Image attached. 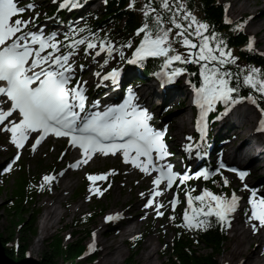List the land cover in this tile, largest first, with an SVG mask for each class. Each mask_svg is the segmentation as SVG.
Here are the masks:
<instances>
[{
  "label": "snow or ice",
  "instance_id": "6c2138e0",
  "mask_svg": "<svg viewBox=\"0 0 264 264\" xmlns=\"http://www.w3.org/2000/svg\"><path fill=\"white\" fill-rule=\"evenodd\" d=\"M157 2L159 8L153 7ZM76 6H78L76 0H62L59 4L60 8ZM34 7V4L27 5V8L19 7L18 0H0V97H7V100L11 101V107L7 111L0 108V124H4L14 112L18 117L17 120L9 121L11 126L4 124L0 131L11 133V142L17 149H22L34 133L37 137L31 145L33 150L50 133L57 137H69L70 144L78 146L83 151L85 158L82 162L85 164L96 152L104 155L122 152L126 163L131 162L146 174H150L151 171L159 173L153 180L157 188L162 181H166L167 188L171 189L177 178L181 184L191 179V176L174 172L171 164L156 162L157 159L162 161L169 155L162 139L163 133L154 131L150 127L148 124L150 117L146 110L138 111L136 106L131 105V89H129V100L124 105L108 108L104 112H86L85 88L80 81L73 84V75H71L73 68L69 63L71 51L67 54L53 55L52 51L46 50L59 52V42L55 39V33L45 36L43 33L31 30L22 31L27 29L31 21L21 18L13 20V17ZM141 11L144 22L137 29L136 34L139 36L143 33V36L129 63H141L148 58H163L164 67L172 65L173 62L198 64L202 84L196 89L194 103L201 109L205 106L211 109L218 101L226 104L237 103V97L233 93L238 94L242 86L249 87L260 96L255 97L250 94L247 97H239L240 100L246 99L255 105L258 99H264V72L261 69L251 67L246 74H243L242 84L240 81L243 69H241V73H237L234 77L235 86H230L229 81L233 79V74L227 70L221 71V68L229 63L235 64L237 58L232 55L231 50L226 51L227 45L223 39L214 31L210 32L211 26L208 23L199 20L188 9L186 0H146ZM225 22L230 21L226 19ZM84 43L85 39L73 40L69 48ZM175 44L185 47L188 54L177 51ZM37 45L38 47H35ZM95 47L96 44L93 42L87 43V49ZM105 47V43L101 42L100 50L104 51ZM127 47H132V44L129 43ZM248 47L251 50V43ZM107 50L111 54L112 49L108 47ZM183 71L182 68H175L169 74V80L179 76ZM118 76L119 71L113 69L103 79H111L116 83ZM129 106L131 111L126 110ZM257 130L264 131V119H261ZM130 153H135L131 160ZM140 157H144L145 160L139 161ZM19 158L17 154L13 163ZM80 162L70 167H76ZM11 167L10 163L4 171H9ZM220 167L224 165L221 164ZM231 171L238 170L231 169ZM246 174L244 171L238 172L241 181ZM208 175L207 170L196 173L197 178L207 179ZM102 178L89 176L93 181ZM53 179L54 177L50 175L43 177L45 182ZM225 184H227L226 180ZM244 188L248 189V185L245 184ZM192 191L194 190L185 193L187 208L183 214L184 223L181 225L188 229L211 226L207 217L212 216L221 222H226L229 215L237 210L241 199L235 192L228 198L207 189L196 196L192 195ZM159 194H161L159 191L151 193L152 196ZM194 201H198L200 207H194ZM170 203L175 210L178 199L173 198ZM248 204L251 205V219L259 222V225L254 224L253 228L264 226V195L257 198V191L252 189ZM152 205L153 200L148 199L145 207ZM160 207L162 205L156 206L158 216L163 215V212L159 211ZM115 218L119 217L109 216L106 219Z\"/></svg>",
  "mask_w": 264,
  "mask_h": 264
},
{
  "label": "rangeland",
  "instance_id": "374dc122",
  "mask_svg": "<svg viewBox=\"0 0 264 264\" xmlns=\"http://www.w3.org/2000/svg\"><path fill=\"white\" fill-rule=\"evenodd\" d=\"M40 1H42V0H40ZM219 1L223 6L228 7V9L225 10L226 11V18L228 21L234 22V21H237L239 19L246 21L243 32L249 37V39H251L252 42H254L253 46H254V48H256L257 52L264 55V50L262 48L263 47L262 44H264V41L262 43H260L259 45H256V43H257L256 39H258V38H255L252 35V33L255 32L256 30H258L259 28H257V27L253 28V26L249 27V24H250L249 21L251 20L250 19L251 12L255 10V12L260 11V13H264V7L259 6L260 4H256L257 2H255L254 0H237V1H239V4L235 7V11H233L231 5L235 0H219ZM243 1L249 2V4L251 5V10L241 13L240 11H241ZM42 4L44 6H46V3L42 2ZM262 5H263V3H262ZM93 8L94 7H92L91 9H93ZM98 8H99L98 11L100 12V10L102 9V3H100ZM261 18L264 20V14H262ZM262 36L263 35L261 34L260 39H262ZM117 65H118V63L115 66H117ZM247 70H249V69H247ZM179 81L184 83L183 77H181L179 79ZM156 84H157L156 82H152V83H150V87L144 88L146 90L147 94H154L155 89L153 91L152 88L154 87L157 89ZM177 96H180V101L182 102V105H177V103H178L177 100L172 101V103H173L172 106H174V108H171L172 113H171V118H169L170 120L172 118L177 117V115H179L180 113L184 112L185 109H190L188 97L181 92H177L175 94L174 98ZM158 102L159 101L156 100V98L153 99V103H154L153 109H154L155 114H156V112H158V109H157L158 107L156 106L158 104ZM245 103L249 104L252 107L253 112L255 114H258L259 115L258 119H260V117L262 116V112L257 107V104L254 105L251 102H249L248 100L245 101ZM233 109H235V108H233ZM165 116L166 115H162V117H165ZM248 116H250V115H248ZM246 117H244V120L246 119V121H248L251 124L254 122V117L250 116L251 118L248 120ZM240 121L241 120L234 117L232 122H234V125H236V124L241 125ZM255 127H256V124H255L254 128ZM173 128L174 127L172 125V131L174 133V136L179 138V140H181L182 134H184L185 130H179V131L175 132V130ZM252 128H253V126H252ZM184 129L187 130L186 133L190 132V128L188 127V123L186 124V127ZM55 154L56 153L50 154L47 149H43L38 154V156H35L33 158L29 157V161L27 162V174H28L29 178L35 179V178H39L42 174H46L47 168L45 166H47L48 164H51L52 162H54L55 166H57V163L55 162ZM39 158L44 160L43 161L44 167L40 170L38 169V166L36 165V160ZM108 162H110V164H111L113 161L109 160ZM1 163L2 162L0 160V164ZM90 167H94L97 170H104L103 165L100 163H97V164L94 163ZM257 175L261 176L259 174H257ZM12 178H13V175L10 176L8 182L7 181L5 182L4 193L0 194V234L5 236V237L9 236L11 234L12 230L14 231L16 225L13 226V222H14V220L17 221V219L14 218V220H13L9 215L6 214V212L2 209V204H1L2 202L7 201L9 198L10 191L13 187V183H14L13 181H14L15 177L13 179ZM132 180L134 181V179H132ZM65 183L71 187V189H69V191L65 192L62 196V199H64V203L66 202L67 204L65 205V207L56 205V209H57L58 214L66 212V211H68V212L72 211V213H70L67 217H65L61 223L57 224L55 226V228L51 229L48 233H45V232L41 233L40 222L42 220L41 219L42 215L44 214V210H45L47 204L52 203L55 200V194H52L53 191H51V190L49 191L48 196L40 194V196H38L36 198L37 207L40 210L37 217L35 218L37 231H36V235L32 238V240L29 241L28 250H27L28 256L30 255L32 257V259L38 260L40 258V256L46 251L47 243L56 237H61V238H63V244L64 245L74 243V242L75 243L78 242L85 249L89 248L87 252L90 251V253H91V250H92L93 254L91 256H87V255L82 256L83 258L79 259L78 262H80L82 264H100V262H101V257H100L101 250L99 252V248H100L99 246L100 245L95 242V238H96V236H99L104 240H108L107 238H109V237L116 238L115 239L116 241L118 239H120L119 234L117 235V233H119L117 231H119L120 229L117 230V228H115V226H113V225L104 226V221L108 217L107 215L110 214L112 211H118V210L124 211V210H126L128 203H130V202L132 203L134 201V199H136L137 190H135L133 187L132 195H129L127 192L124 193V191L120 188L119 185H117V182H116V184L110 190V194L108 196L101 198L100 201H92V202L88 203L86 201L83 202V200L87 199L86 195L83 197L81 196L77 200H74L72 194L69 197L70 192H72L73 190H76L77 189L76 186L80 185V176L74 175V177L70 181L65 182ZM119 190L122 191V195L120 197H117V193L119 192ZM127 191H128V188H127ZM79 203L84 204V205H82L81 210H77L78 209L77 207L80 205ZM101 206H103L104 209H106V211L102 215H97V217L93 220V223L90 226L83 227L82 229L76 227V225H75L76 220H78L82 216L95 214V213L99 212V211H97V212L93 213L94 210L98 209ZM54 207H55V205H54ZM150 222H151L150 220H146L145 224L143 223V226L137 232H134L131 235H129V234L125 235V237L123 239V244L120 246L122 255L120 257L118 255V257H119L118 261H116L112 264H127L128 261H130V260H132L133 264H145V260H144L145 257H143V256L145 255L144 254L145 246L147 245V240L149 238L153 239L151 249L157 250V253L152 258L151 264H165L167 259L163 256L164 251L167 248L166 244H170L171 239H172V234H171V231L169 228V224L167 221H160L157 224L155 223L152 227H149ZM98 228L99 229L101 228V229L98 230ZM16 229H18V228H16ZM228 231H229V234H228L229 242L226 244L225 248L223 249L222 254L218 257V262H219V264H239L242 259H245L244 255H240L239 252H237L239 242L241 241V239L243 237V233H242L243 230H242L241 225H238L237 228L233 229L231 227L230 230H228ZM15 232L17 234L18 230H15ZM158 232H159V238H157L155 236V235H157ZM138 235L139 236L144 235L145 237H144L143 241H141L138 244V248L136 250V249H133L130 247L129 241L133 237L138 236ZM161 238H163V239H161ZM163 244H165V245H163ZM248 247L250 248L251 246L249 245ZM197 249L199 250L200 254H207L209 252L206 249H204L203 246H201ZM32 250L34 252H31ZM234 251H236L237 254L232 256V253ZM89 257H92V258L88 260ZM88 261H91V262H88Z\"/></svg>",
  "mask_w": 264,
  "mask_h": 264
},
{
  "label": "trees",
  "instance_id": "16d2710c",
  "mask_svg": "<svg viewBox=\"0 0 264 264\" xmlns=\"http://www.w3.org/2000/svg\"><path fill=\"white\" fill-rule=\"evenodd\" d=\"M106 11L95 26L114 21L116 32L121 36L129 34L142 19L141 9L146 0H106ZM188 9L201 21L208 23L211 28L227 45L226 50H232L239 61L247 68L255 67L264 72V55L247 50V36L240 31L235 24H226L224 21L223 6L219 0H186ZM132 5V6H130ZM153 7L159 8L154 3ZM175 10V9H173ZM141 13V14H140ZM143 15V14H142ZM154 15V14H153ZM171 15V13H167ZM123 28H118L121 24ZM155 67V63L149 62L144 69L148 74ZM192 69V68H190ZM239 71H235L237 73ZM197 76V74H196ZM25 180H19L17 187L11 191L9 202H2V209L14 220V231L7 237L0 234L5 252L8 257L18 261L25 257L29 241L36 235V221L38 208L35 202L36 193L28 196L25 188ZM18 228V229H16ZM15 230H18L17 234ZM196 243L191 238L177 237L173 241V248L169 252L165 264H219L218 257L222 254L228 238L217 226L210 227L207 231L198 233ZM16 241L18 249L15 251L13 243ZM46 251L38 259V264H82L78 262L84 247L80 243L63 244V238L56 237L47 243ZM198 246H203L209 251L200 254ZM127 264H133L132 260Z\"/></svg>",
  "mask_w": 264,
  "mask_h": 264
},
{
  "label": "bare ground",
  "instance_id": "6f19581e",
  "mask_svg": "<svg viewBox=\"0 0 264 264\" xmlns=\"http://www.w3.org/2000/svg\"><path fill=\"white\" fill-rule=\"evenodd\" d=\"M238 4H239V1L237 0H235L232 3L231 6H232L233 11H235V7ZM260 6L264 7V5H262L261 2H260ZM249 10H251V5L249 4V2L243 1L240 12L243 13ZM262 14L264 13H260V11L255 12V10L252 11L250 14L251 20L249 21L250 23L249 27L253 26V28L254 27L259 28L258 30L252 33V35L255 38H258L256 39V42H257L256 45H259L260 43L264 41V20L261 18ZM261 34L263 35L262 39H260ZM262 45H263L262 48L264 50V44ZM94 62H95V59L91 61L92 64ZM181 75L183 74L181 73L179 76H176V77L180 79ZM135 91L138 93V95H140L139 100L145 97L146 101H149V96L146 95L145 90H140L139 88H136ZM183 94L186 96H189V94L187 93L186 94L183 93ZM176 100H178V103L181 104L180 96H177L175 98L170 97L167 100L168 106L172 107V105H169V104H171L172 101H176ZM239 103H237V108L236 107H233L235 109L229 108L227 114H224V113L222 114V117L230 115V116L225 117V119H223L222 122L224 125H227L234 117L241 120L240 121L241 125H237L236 123H235L236 125H234V122L232 121L229 123L230 125L229 129L231 131V135H228V139L232 141L230 142L229 145L226 146L227 151L229 152L233 160H235L236 158L240 156H244L246 158V161H248L246 168L251 170V173L253 176L255 174L264 175V144L262 143V141L260 143H257L259 140V138L257 137H256L255 144H253V141L251 142L250 134H251V131H253L251 128L254 122L251 124L248 121H246V119L244 120V117L246 116H247L246 117L247 120L251 118L250 116L254 117V115H252L249 112V111L253 112L252 107L249 104H246L245 102H241V105L239 106ZM161 105L164 106L163 103ZM189 112H190L189 109H185L184 112L177 115V117L171 119V123H173V127H174L173 129L175 130V132L179 130H183L186 127L188 116L190 115ZM254 120H256V118H254ZM163 126L164 125L161 124L159 127L162 128ZM1 152L2 150H0V153ZM130 173L131 171L126 172V175ZM57 182H59L60 184L66 185L65 182L59 179H57ZM67 189L68 188L65 187L64 191H67ZM64 191L61 192V194H63ZM119 195H121V192H118L117 197H119ZM56 205L65 207L64 199H60V195L59 196L56 195V199L52 203L47 204L44 210V214L42 215V218H41L42 220L40 222L41 233H44V232L48 233L51 229L55 228L57 224L61 223L65 217H67L70 213H72V211L71 212L66 211V212L58 214ZM82 205L84 204L80 203V205L77 207L78 208L77 210H81ZM134 205L136 206V204ZM140 213L141 212L139 208H137L136 210H132V207H131V210L128 211L129 217L127 219L123 218V220L126 222L121 227L119 233H117V235L119 234V237H120V239H118L117 241L115 240L116 238L114 237H109L107 238L108 240H104L101 237L96 236L95 242L100 245L99 252L101 250L100 264H112L118 261L119 257L122 255L120 246L123 244V239L125 235L127 234L131 235L134 232H137L143 226L142 225L143 221L141 219V216L139 215ZM120 215H127V211L126 213L120 214ZM242 224H243L242 229H244V231L242 232L243 237L241 241L239 242L237 252H239L240 255H244L245 259H242L239 264H264V226H258L256 229H254L253 225L254 224L259 225V222L251 219V213L249 214L246 221L242 222ZM100 229L98 228V230ZM152 241L153 239L149 238L147 240V245L145 246V252H144L145 255L143 256L145 257L144 259L145 264H151L152 258L157 253L156 249H151ZM249 245L251 246L250 248L248 247ZM31 252H34V251L32 250ZM237 252L234 251L232 253V256L236 255Z\"/></svg>",
  "mask_w": 264,
  "mask_h": 264
},
{
  "label": "water",
  "instance_id": "95a60500",
  "mask_svg": "<svg viewBox=\"0 0 264 264\" xmlns=\"http://www.w3.org/2000/svg\"><path fill=\"white\" fill-rule=\"evenodd\" d=\"M0 264H38V262L31 258H23L18 261L11 259L7 256L5 248L0 241Z\"/></svg>",
  "mask_w": 264,
  "mask_h": 264
}]
</instances>
